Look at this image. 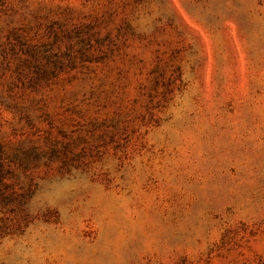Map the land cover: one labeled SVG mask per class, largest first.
Instances as JSON below:
<instances>
[{"label":"rangeland","instance_id":"rangeland-1","mask_svg":"<svg viewBox=\"0 0 264 264\" xmlns=\"http://www.w3.org/2000/svg\"><path fill=\"white\" fill-rule=\"evenodd\" d=\"M0 264H264V0H0Z\"/></svg>","mask_w":264,"mask_h":264}]
</instances>
